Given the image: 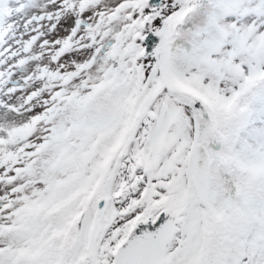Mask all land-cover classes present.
<instances>
[{
    "label": "snow or ice",
    "instance_id": "1",
    "mask_svg": "<svg viewBox=\"0 0 264 264\" xmlns=\"http://www.w3.org/2000/svg\"><path fill=\"white\" fill-rule=\"evenodd\" d=\"M0 264H264V0H0Z\"/></svg>",
    "mask_w": 264,
    "mask_h": 264
}]
</instances>
